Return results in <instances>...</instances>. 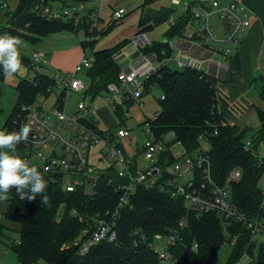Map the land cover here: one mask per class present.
<instances>
[{
	"label": "built area",
	"instance_id": "obj_1",
	"mask_svg": "<svg viewBox=\"0 0 264 264\" xmlns=\"http://www.w3.org/2000/svg\"><path fill=\"white\" fill-rule=\"evenodd\" d=\"M173 2L179 4V0ZM103 4L104 0H30L28 15L72 25L83 53L71 71L46 74V54L35 50L30 57L21 55L24 71L15 74L18 80H25L31 85H37L39 78L47 77L51 82L46 88L47 93L58 92L54 96L51 110H42L35 103L23 105L12 121L13 130H18L25 123L30 125L28 139L18 144L20 148L28 150L24 159L29 165L35 164L42 173L58 178L62 189L67 192L83 187L93 188L99 172L110 167L126 180L115 186L114 191L121 192L116 207L101 216L95 215L92 230L84 229L72 244L78 247V252L82 255L97 243H115L116 219L122 207L127 204L129 195L140 186L146 191L156 190L168 197L182 200L185 208L197 218L207 213L216 214L222 219L224 230L232 223L244 225L250 234L247 244L250 245L257 236L264 235V218L258 213L249 215L232 202L229 185L230 181L240 178L238 169L232 170L224 183L217 182L212 174L207 148L201 147L187 153L181 143L174 140L172 132L157 135L151 128L146 119H155L158 111L143 121L140 127L143 140L140 145L131 142L130 153L121 143L124 139L131 140L134 137L130 128L120 125L114 132V138L109 133L101 134L98 131L101 128L99 119L89 97L84 95L85 83L77 75L84 73L95 62L93 53L88 55L87 52L91 50L90 44L99 38V32L106 28L104 21L114 22L125 14L123 8H117L104 16ZM0 8L9 12L5 3H1ZM181 10L185 20L184 27L180 33L166 39L165 47L150 49L153 42L144 32H139L129 48H121L112 55L111 60L120 67L117 81L106 84V96L102 97L103 104L109 105L112 112L120 110L123 116H127L130 105L141 109L146 80L162 67L203 71L215 78L218 73L212 72V69H227L226 64L219 63L213 56L227 58V45L237 46L242 41L250 27L248 11L244 5L235 0L225 4L219 0H193L184 2ZM215 20L220 22L221 35L217 34L214 24H211ZM174 22L169 20L171 25ZM28 26L26 23L25 28ZM12 29L14 26L7 24L3 33L10 34L9 30ZM15 29L19 33H25L23 29ZM136 52L137 55L133 57ZM206 64L209 68L205 67ZM71 92L81 94L82 99L76 104L75 111L67 115L64 108ZM51 116L59 126L51 121ZM91 124H96L99 128H94ZM1 129L8 131L6 126ZM250 145L247 140L243 146L244 151H250ZM94 146L97 147L98 161L104 163L102 167L93 165L90 160V151ZM263 156L264 154L258 153V158ZM30 158H35L36 162H32ZM139 158H142L141 164ZM257 165L264 166V162L259 160ZM258 187L261 196L259 209L264 212V182L258 183ZM78 220L81 221V218ZM183 226L184 220H179L175 227L165 233L152 236L149 248L155 255L156 262L151 264H198L179 258L174 251L181 242ZM87 235L89 237L84 239ZM161 241L164 242L157 247L156 244ZM234 243L235 237H232L230 244ZM186 248L184 245L182 252ZM197 248V244L193 243L190 251L196 252ZM251 263L252 258L244 253L233 264Z\"/></svg>",
	"mask_w": 264,
	"mask_h": 264
},
{
	"label": "trees",
	"instance_id": "obj_2",
	"mask_svg": "<svg viewBox=\"0 0 264 264\" xmlns=\"http://www.w3.org/2000/svg\"><path fill=\"white\" fill-rule=\"evenodd\" d=\"M29 2L30 0H19L14 11L5 12L9 16L8 24L14 26V29L9 30L10 34L35 43L50 33L64 30L74 32L72 25L68 23L28 15ZM184 22L183 15L177 18L164 37L167 39L180 33ZM26 23L29 26L25 28ZM15 28L23 29L25 33H19ZM150 29L152 25L148 21H139L137 33ZM4 31L5 28L1 33ZM107 32V28L100 31L99 37ZM96 41L90 44L91 48H94ZM124 45L125 43L116 49L93 52V65L106 60L109 62L87 87L84 95L89 96L90 100L104 91L107 83L117 81L120 67L111 57ZM165 45L164 42L156 41L150 49H159ZM3 74L0 72V77ZM37 82V85H31L25 80H19L15 86L17 101L4 124L8 131H13L12 121L23 105L34 103L38 95H49L46 88L51 84L50 80L47 77L39 78ZM215 82L216 78L212 74L203 71L162 67L145 83L144 95L152 87H158L162 91V97L158 99L157 117L146 121L150 122L157 135L172 132L174 140L179 141L187 153L197 151L204 144L217 182L224 183L230 172L238 169L240 178L230 181L229 185L232 202L241 211L249 215L258 213L264 218V212L259 209L261 196L258 187L264 174V166L257 165L259 160L264 162V156L258 158L259 147L264 143V111L256 110L259 124L254 132L247 127L239 128L228 124L217 108ZM259 95L264 101V79L261 80ZM113 114L120 125H123L121 111H114ZM91 126L99 128L96 124ZM99 129L101 134L109 133L114 138L112 130ZM247 140L251 144L250 151L243 149ZM19 148L18 145L17 149ZM41 174L48 183L45 192L38 194L35 199L22 198L14 188L2 199L9 204L2 218L17 225L16 238H8L6 245L15 254L17 264H37L39 261L43 264L155 263V255L149 248L152 236L165 233L175 227L179 220H184L181 242L174 248L179 258L191 263L209 264L220 246L235 237L231 256L226 264L235 263L244 253L252 258L251 264H264V243L256 239L247 245L250 234L244 225L232 223L224 230L223 221L216 214L207 213L197 218L185 208L182 200L168 197L156 190L146 191L140 186L129 195L127 204L122 207L116 219V242L97 243L81 255L78 247L72 243L85 228L92 230L95 215L101 216L116 207L121 192H115V186L126 180L110 167L99 172L93 188L83 187L67 192L62 189L58 178ZM43 195L47 196L46 201L41 199ZM3 232L4 226L0 223V241ZM88 237L89 235L84 239ZM193 243L197 244L196 252L190 251ZM184 245L187 248L182 252Z\"/></svg>",
	"mask_w": 264,
	"mask_h": 264
},
{
	"label": "rangeland",
	"instance_id": "obj_3",
	"mask_svg": "<svg viewBox=\"0 0 264 264\" xmlns=\"http://www.w3.org/2000/svg\"><path fill=\"white\" fill-rule=\"evenodd\" d=\"M1 1V0H0ZM180 2V0H179ZM181 1L179 4H175L173 0H104L103 4V15H108L112 10L117 8H123L125 10V14L123 18L120 20L111 22L109 20L104 21V25L108 29V32L99 37L94 45V48H91L87 52V54H92L96 50L108 49V48H118L121 44L125 45L123 48H129L132 40L136 36L139 31V21L144 19L152 24V29L144 32L145 35L152 41H161L162 37H164L165 32L168 30V26H166V22L170 16L176 17L179 14V9L182 6ZM107 19V18H106ZM219 21L215 20L211 22L214 24V29L217 34L221 35V30L219 27ZM8 24V23H7ZM196 27H194L195 29ZM21 40L20 52L24 53L25 56L30 57L34 50H43L47 54V65L45 68L46 74L52 73H61L64 74L68 71H71L74 65L77 63L81 54L83 53L82 46L79 41L75 37L74 32L64 30L59 33H50L48 37L43 42L41 40L39 43H30L23 39ZM121 49V48H120ZM119 49V50H120ZM118 50V51H119ZM109 60L100 62L95 64L93 67H105L108 64ZM204 67V64H203ZM91 71V70H90ZM89 72V71H88ZM81 72L77 76L85 83V87L90 86L92 73ZM18 81V76H7L5 75L3 80H0V129L2 128L3 123L6 120L8 114V100L12 96H14V86ZM3 88V89H2ZM58 92H54L50 95H38L35 99V104L39 106L42 110H48L51 108V105L54 100V96L57 95ZM105 91H102L98 97H105ZM162 97V91L158 87H152V89L147 92L142 100L143 106L141 109H138L135 105H130L128 107V115L123 116L124 125L127 128H130L134 137H132L131 141H127L126 139L122 140L124 149L130 153L131 151V142L137 145H140L143 140V134L140 129L143 121L146 118H150L154 115L155 112L159 110L158 99ZM82 99L81 94L71 92L66 99L65 111L66 114L69 115L75 111L76 104L79 100ZM102 101L98 100L94 103V108L97 110L98 107L101 106ZM100 111H97V115L99 117V125L100 127L111 129L115 132L117 126H120V122L118 118L113 114L107 111L106 108L100 107ZM51 110V109H50ZM241 123L238 124L245 125L251 131H255L258 127V119L253 110H250L247 114H243L241 118ZM51 121L59 126V123H56L54 117L51 116ZM117 127V128H118ZM115 130V131H114ZM96 147V146H94ZM201 147L206 148L204 144ZM260 149V147H259ZM93 154V152H92ZM36 162V159H33ZM139 164L142 163V158H139ZM264 182V174L262 175L259 183ZM3 206L0 205V210H2ZM2 216H0V219ZM90 229L85 228V230ZM12 234H11V233ZM8 231L7 228L4 227L3 236L0 241V264H17L15 254L8 249L6 237L8 235H13L16 238V234L12 231ZM260 238L262 243H264V235L257 236V239ZM227 239V238H226ZM164 241L158 242L156 245L160 247ZM232 245L230 242H224L215 256L210 260L209 264H226L231 256ZM243 261V260H242ZM37 264H43L42 261H39ZM161 264H171L170 262H162Z\"/></svg>",
	"mask_w": 264,
	"mask_h": 264
},
{
	"label": "crops",
	"instance_id": "obj_4",
	"mask_svg": "<svg viewBox=\"0 0 264 264\" xmlns=\"http://www.w3.org/2000/svg\"><path fill=\"white\" fill-rule=\"evenodd\" d=\"M18 1L19 0H1L0 5L1 3H5L9 9V12H12L15 10L18 4ZM181 1L186 2V1H193V0H180L179 3H181ZM232 1L234 0H219V2L223 4L229 3ZM235 1H240V3H242L244 7L246 8V10L248 11L250 27L244 34L242 41L237 46L227 45L229 48V56L227 58H223L220 55L213 56L214 59L217 60L219 63L226 64L227 69L225 70H216V68L214 69L211 68V69H212V72L218 73L216 82H215V93H216L217 108H218L219 114L228 124L237 125L239 128H243L246 126L242 124L241 125L238 124V122L241 123V120L239 118H241L243 114H247L250 110H253L257 117V113H256L257 109L264 111V101L261 99L259 95L261 80L264 79V0H235ZM181 16H182V10L180 7L179 14L176 17L170 16L166 22V26L170 28L171 24H169V20L172 19L175 21L177 18ZM8 18L9 16H7L5 11H3L0 8V33H1V30L5 28V26L7 25ZM59 32H62V31H59ZM59 32H55V33H59ZM48 35L39 38V40L36 42L39 44L41 40H43V42H46L44 40L48 37ZM20 39L28 41L24 38H20ZM77 40L79 41L78 38ZM165 41H166V37H162L161 42H165ZM152 42L154 43L156 41L152 40ZM38 51L44 52L46 54V58H47V55H49L43 50H38ZM21 55H23L24 57H27L25 56L24 53H21ZM93 66L94 65H92L88 70L85 71L86 73L88 71H89L88 73L93 72L92 73L93 76H90L91 80L95 79L99 71L103 68V67L101 68V67H93ZM205 67L209 68V65L206 64ZM4 76L5 74H3L0 77V80H3ZM18 82L19 80L17 81V83ZM17 83L15 84V86L17 85ZM15 86H14V96L13 97L11 96L7 102L8 103L7 117L17 101V92L15 90ZM0 97H1V92H0ZM98 100L102 101V97L100 98L96 96L95 98L90 100L91 102L90 104L92 108L95 110L96 115H97V111H100L101 109L100 107H104L107 109L108 112L113 113L109 105L103 104V101L100 103L101 106L98 107V109L96 110L94 108V103L97 102ZM258 123L259 122H257V124ZM4 124L5 122L3 123L2 127L4 126ZM117 127L115 129H117ZM101 128L105 130L106 129L111 130V129L104 128V127H101ZM96 148L97 147H93L91 149L89 157L93 165L102 167L104 163L98 161ZM16 153L17 155L24 158L28 155L29 152L25 148H19L16 150ZM259 153L264 154V143H261ZM33 159L34 158H30L32 162H33ZM0 205L3 206L2 210H0V216H2L3 213L7 210L9 204L7 201L1 200ZM0 223L5 228H7L9 232L12 231L16 234L15 232V230L17 229L16 224L9 222L7 220H4L3 218L0 219ZM8 238L12 239L14 237L13 235H8L6 237V240H7L6 243H8L9 241ZM261 239L262 238H260L259 240L261 241Z\"/></svg>",
	"mask_w": 264,
	"mask_h": 264
},
{
	"label": "clouds",
	"instance_id": "obj_5",
	"mask_svg": "<svg viewBox=\"0 0 264 264\" xmlns=\"http://www.w3.org/2000/svg\"><path fill=\"white\" fill-rule=\"evenodd\" d=\"M20 47L18 36L0 33V72L13 76L24 71ZM30 131L27 123L18 130L0 129V200L13 188L22 198L28 199H35L45 192L48 182L37 166L29 165L16 153L17 145L28 139ZM41 199L46 201L47 196L43 195Z\"/></svg>",
	"mask_w": 264,
	"mask_h": 264
},
{
	"label": "water",
	"instance_id": "obj_6",
	"mask_svg": "<svg viewBox=\"0 0 264 264\" xmlns=\"http://www.w3.org/2000/svg\"><path fill=\"white\" fill-rule=\"evenodd\" d=\"M137 55V52L133 55V57H135Z\"/></svg>",
	"mask_w": 264,
	"mask_h": 264
}]
</instances>
